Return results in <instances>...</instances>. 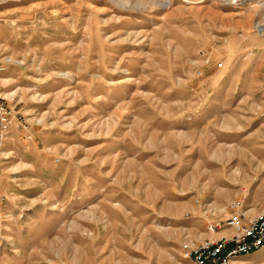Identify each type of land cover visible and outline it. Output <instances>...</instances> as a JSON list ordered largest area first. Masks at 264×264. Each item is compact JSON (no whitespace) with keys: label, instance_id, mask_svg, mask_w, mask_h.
<instances>
[{"label":"rangeland","instance_id":"obj_1","mask_svg":"<svg viewBox=\"0 0 264 264\" xmlns=\"http://www.w3.org/2000/svg\"><path fill=\"white\" fill-rule=\"evenodd\" d=\"M0 61V264H185L264 204V0H0Z\"/></svg>","mask_w":264,"mask_h":264},{"label":"built area","instance_id":"obj_2","mask_svg":"<svg viewBox=\"0 0 264 264\" xmlns=\"http://www.w3.org/2000/svg\"><path fill=\"white\" fill-rule=\"evenodd\" d=\"M3 70L4 65L0 61V72ZM11 110L0 95V146L12 121ZM232 207L234 212L229 214L222 224L213 220L206 224L209 233H214L224 226L229 231L228 234H220L216 238L207 237L198 242L185 241L181 244L185 264H235L238 258L250 256L264 248V204L252 217H246L238 203Z\"/></svg>","mask_w":264,"mask_h":264},{"label":"bare ground","instance_id":"obj_3","mask_svg":"<svg viewBox=\"0 0 264 264\" xmlns=\"http://www.w3.org/2000/svg\"><path fill=\"white\" fill-rule=\"evenodd\" d=\"M215 232H216V231H215ZM216 233H218L219 235H220V234H225L224 231L221 232V233H219V231H218V232H216ZM250 256H251V258H261V257H263V255H262L261 253H259L258 251L253 252Z\"/></svg>","mask_w":264,"mask_h":264}]
</instances>
